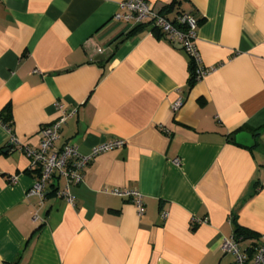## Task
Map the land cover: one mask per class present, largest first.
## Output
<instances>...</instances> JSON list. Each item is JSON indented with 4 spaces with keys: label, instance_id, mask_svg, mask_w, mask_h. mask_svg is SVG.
<instances>
[{
    "label": "crops",
    "instance_id": "crops-1",
    "mask_svg": "<svg viewBox=\"0 0 264 264\" xmlns=\"http://www.w3.org/2000/svg\"><path fill=\"white\" fill-rule=\"evenodd\" d=\"M169 19H198L207 72L188 86L190 57L144 19L115 21L123 0H0V264H233L235 223L264 233V0H147ZM181 100L176 110L172 104ZM73 114L56 146L97 155L73 204L29 195L40 128ZM252 133L254 146L230 138ZM116 188L143 195L144 213ZM36 212L41 221L34 222ZM166 212V218L161 213Z\"/></svg>",
    "mask_w": 264,
    "mask_h": 264
},
{
    "label": "built area",
    "instance_id": "built-area-1",
    "mask_svg": "<svg viewBox=\"0 0 264 264\" xmlns=\"http://www.w3.org/2000/svg\"><path fill=\"white\" fill-rule=\"evenodd\" d=\"M121 7L125 12L114 14L113 20L140 22L148 19L167 40L177 44L193 59L196 64L197 80L204 76L207 70L201 64L195 43L199 22L194 14L181 12L174 19H169L147 0H123ZM180 104L181 100L174 102L172 110H176ZM56 108L58 115L54 120L41 126L42 137L37 146L24 145L14 134H10L9 143L12 147L22 150L29 158L27 170L34 176L33 183L27 190L29 195H37L41 201L44 200L50 182L56 177L62 178V186L55 185L56 194L73 204L74 195L71 187L83 181V171L87 164L102 152L121 148L125 140L114 139L102 142L94 145L88 153L80 152L77 146L71 144L56 146L55 141L59 138L63 125L73 114L72 110L67 111L61 103H56ZM109 192L130 199L139 216L144 213L143 195L138 190L116 188ZM161 216L166 218L167 213L163 212ZM32 220L41 221L36 212L32 214ZM220 250L222 253H230L234 256L233 264H264V233L252 250L241 246L235 234L224 238Z\"/></svg>",
    "mask_w": 264,
    "mask_h": 264
},
{
    "label": "trees",
    "instance_id": "trees-1",
    "mask_svg": "<svg viewBox=\"0 0 264 264\" xmlns=\"http://www.w3.org/2000/svg\"><path fill=\"white\" fill-rule=\"evenodd\" d=\"M175 3V0H172L170 3V6L173 5ZM161 13V12H160ZM162 14V13H161ZM154 30H156V28L153 27ZM197 80L196 77V64L193 61L192 58H190V66H189V81H188V86H192ZM0 121L5 124L6 126H8L9 128H11V123H12V118H11V107H10V103H7L2 110L0 111ZM234 234L237 238H245V237H249V236H253V234L251 233L250 230L240 226L239 224L235 223V227H234Z\"/></svg>",
    "mask_w": 264,
    "mask_h": 264
},
{
    "label": "water",
    "instance_id": "water-1",
    "mask_svg": "<svg viewBox=\"0 0 264 264\" xmlns=\"http://www.w3.org/2000/svg\"><path fill=\"white\" fill-rule=\"evenodd\" d=\"M230 138L237 143L247 147H253L255 144L252 133L247 131H240L238 133H235L231 135Z\"/></svg>",
    "mask_w": 264,
    "mask_h": 264
}]
</instances>
